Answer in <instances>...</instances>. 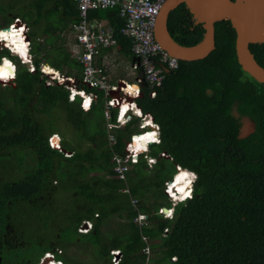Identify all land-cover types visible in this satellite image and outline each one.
<instances>
[{"label":"trees","instance_id":"trees-1","mask_svg":"<svg viewBox=\"0 0 264 264\" xmlns=\"http://www.w3.org/2000/svg\"><path fill=\"white\" fill-rule=\"evenodd\" d=\"M34 5L36 23L57 13L61 16L56 19L59 23L52 22L54 27L79 19L76 0H36ZM119 13V8L98 9L90 17L109 20L116 28L120 50L133 56L131 39L121 33L125 20ZM227 21L215 24L216 48L203 59L180 60L177 69L167 72L156 97H150L143 85L137 101L160 125L161 142L150 146L149 155L157 162L150 167L141 156L126 180L115 177L114 155L123 153L131 135L138 133L132 129L138 120L112 129L116 143L110 146L103 141L109 136L101 119L103 92L84 111L80 98L70 101L64 86L45 84L42 63L58 70L67 66L80 77L82 66L75 57L61 49L40 56L47 43L36 41L33 32L29 37L36 72L8 49L0 51V58L9 56L17 66L15 85L0 84V159L8 160L0 182V236L13 218L23 220L20 213L28 214L25 206L46 207L37 204L39 197L74 191V209L67 215L60 246L88 242L102 264H114L111 249L116 248L123 252L118 264H264V83L242 69L236 54L237 32ZM167 28L174 41L185 47L200 44L206 33L184 3L170 13ZM260 29L255 39L264 40ZM250 49L264 66V42L251 43ZM36 102L44 105L43 111H38ZM52 110L53 116L63 113L71 123V156L48 145V137L59 131ZM245 119L253 126L247 135H243ZM54 140H59L55 134L50 142ZM98 141L105 143L92 147ZM177 164L195 172L197 179L193 196L176 203L174 217L165 218L159 208L172 207L165 183L173 179ZM22 169L25 175L16 178L14 174ZM133 196L149 218L143 228L133 222L138 214ZM113 215L127 222L103 241L101 227ZM85 220L92 221L93 227L80 232ZM29 239L31 244L21 250L25 255L9 264H37L54 249ZM147 247L158 249L150 260L144 252ZM57 256L64 264H78L72 256Z\"/></svg>","mask_w":264,"mask_h":264},{"label":"built area","instance_id":"built-area-1","mask_svg":"<svg viewBox=\"0 0 264 264\" xmlns=\"http://www.w3.org/2000/svg\"><path fill=\"white\" fill-rule=\"evenodd\" d=\"M76 1L79 8V19L73 25L74 42L71 47V55L81 63V76L62 74V77H60V74H58V77L55 78L44 71V63L41 64L40 71L43 76L46 74L51 78V81L47 85L55 82V85L66 87L69 90L70 101H75L79 97L84 111H89L92 105L100 100V93H104L105 106L103 111L107 123L106 127L109 130L108 144L110 146L116 143V138L111 132L112 129L124 127L130 122L140 119L138 129L141 131L131 135L123 153H116L114 155L115 164L113 170L115 171V177L125 179L130 166L133 163H137L141 156L147 160L150 167L157 162V158L150 156L149 151L152 144L161 142L160 125L155 121L154 116L150 112L143 111L137 101L142 95L143 85H146L150 97H156L158 88L163 85L166 79L167 72L171 69H177L180 65V59L164 49L155 34L159 16L167 0ZM107 8H119V14L125 20L121 33L131 39L133 56L125 54L122 62H127L132 70L134 75L132 81L121 78L117 82L112 83L109 79V62L99 64L96 61V57L102 53L104 48H116L120 46L119 40L116 37V28L109 20L90 17L91 11ZM8 26L9 28H13L14 26L17 31L23 29L22 33L24 34V39H27V54L30 60L24 61L20 55L18 57L22 63L26 64L29 62L30 66H27L28 69L31 72H36L37 67L33 63L31 53L32 44L29 37V25L20 17H16ZM2 50L3 46L0 44V51ZM11 63L15 66L14 76H11L7 81L0 79L2 86L15 85L17 66L14 62ZM57 72L59 73L60 71L57 70ZM122 82L125 85L127 84V86H123ZM128 86L132 87V94L128 92ZM87 100H90V104L85 107ZM124 102H129L131 107L123 113L122 105ZM150 132L156 133V139L148 142L145 149H137L135 152L133 149L136 147V138ZM54 134H57V132L48 137V145L62 150L50 142ZM65 153L66 156H71L73 152L67 150ZM160 155L165 157L170 156L166 152H161ZM176 167L180 168V165L177 164ZM190 173L194 174L192 171ZM172 183V181L166 182L165 192L167 194H171L170 185ZM132 204L138 209L134 223L139 228L147 226L149 218L147 213L139 209L138 199L132 200ZM175 204L176 201L173 202L172 207H160L159 213L165 218H173ZM92 227V221L85 220L79 227V230L80 232H88ZM165 231L168 232L169 229L166 228ZM144 240L148 241V237L144 236ZM144 252L150 255L151 248L147 247ZM60 253L63 252L61 250L46 251L37 264H64V260L57 256ZM111 254L112 262L118 264L123 256L122 250L120 248L111 249ZM172 259L175 260L176 257Z\"/></svg>","mask_w":264,"mask_h":264},{"label":"rangeland","instance_id":"rangeland-1","mask_svg":"<svg viewBox=\"0 0 264 264\" xmlns=\"http://www.w3.org/2000/svg\"><path fill=\"white\" fill-rule=\"evenodd\" d=\"M34 1L35 0H0V22H3L1 23L0 27L8 26L9 22L13 20V18L10 16L11 13H17L21 17L28 16V18L33 20L36 19V17H38V13L36 11ZM27 11L31 12L35 16L27 13ZM58 18V16H55V19ZM54 23L59 22L55 20ZM33 25V29L35 31L38 32V30L41 29L40 25ZM124 69L125 66L118 69V71L121 72V74H126ZM68 70L69 68L65 66L64 69H61L60 71L65 74H72V71ZM49 81H51V78L45 74V84H47ZM129 81H131V79H129ZM51 85H55V82ZM65 89L67 88L65 87ZM35 105L38 111L41 112L44 110V105L42 103L36 102ZM52 113L53 114L51 116V119L53 120L55 118L54 125L59 130L57 131V134H55V137L57 135V138L61 140L62 144L65 146V148H67L65 150H73L74 140L71 136V123L65 118V115L63 113H61V116L59 118L53 116L54 110H52ZM55 113L58 115L57 109ZM101 119L104 120L105 117L102 118L101 116ZM244 121V129L247 132L248 129L251 128L252 124L250 123V121H248V119H245ZM139 124L140 119L138 120V123L136 122L134 123V125H132V129H136L134 132L141 131L140 129H138ZM103 141L107 143L109 139ZM103 141H98L96 144L92 145V147H94L95 145H102L103 143H105ZM57 146L64 149L60 142L57 144ZM28 151L32 155V150L28 149ZM17 158L18 157H16V159ZM7 161V158L0 159V182L4 181V178L6 176L5 166L7 164ZM131 167L132 165L130 166V168ZM23 169L20 171V173L14 174L15 176H17L16 178H19L20 176L23 177L25 175V170ZM126 179L127 174L125 179L123 180ZM73 198L74 191H71L69 194L65 192L57 194L54 191L49 192L48 194L41 196L35 200L39 205H47L44 208L39 207L41 210H39V208L34 209V207L32 208L30 206H25L28 207V214L27 212L20 213L21 216H24L23 220L13 218V222L11 221L7 226V232L4 234V236H0V264H2L4 260H6L5 264H9L10 260L13 262H15L14 259L20 260L21 256L25 255V252H22L21 250L27 248L31 244L29 238H31L32 241L39 240L38 242L41 241L43 244L53 245V250H61L65 255H68L69 257L72 256L75 262H77L78 264H102V260L97 258L94 247L88 242L68 245L65 248L60 246V243L63 242L61 236L63 234L62 229L69 223L67 215L70 214L74 209L72 200ZM134 199H137V197L133 196L132 200ZM126 222L127 221L125 218H118V216L115 215L107 219L101 227V237L103 241L107 240L106 238L110 232L114 231L115 229L120 230L121 226ZM12 251L15 252L12 254ZM155 252H158V249L151 250L148 260L155 256Z\"/></svg>","mask_w":264,"mask_h":264},{"label":"water","instance_id":"water-1","mask_svg":"<svg viewBox=\"0 0 264 264\" xmlns=\"http://www.w3.org/2000/svg\"><path fill=\"white\" fill-rule=\"evenodd\" d=\"M257 3V15L251 17L246 7V0H214L211 6L201 5L197 0H167L158 20L156 27V38L164 49L169 51L173 56L180 60L193 61L207 57L216 48V32L215 24L219 21L228 22L232 19L230 24L237 32L236 39V54L238 62L242 69L249 73L254 79L260 83H264V66H262L254 57L250 49L251 43L264 42V40L255 39L256 31L260 27L264 29V0H253ZM182 3L186 4L187 8L197 22L203 23L206 28L204 40L192 47L181 46L170 36L167 28L168 17L170 13L176 9ZM161 27L164 29L169 42L172 45H168L161 37ZM241 27L243 32L241 33ZM205 43V50L198 51L197 53L187 54L184 50L196 48L199 45ZM184 49V50H183ZM16 56L17 53H12ZM29 67L30 63H26ZM253 129L251 126L248 131L243 135H247ZM169 157L170 156H166ZM168 210L167 208H165Z\"/></svg>","mask_w":264,"mask_h":264},{"label":"crops","instance_id":"crops-1","mask_svg":"<svg viewBox=\"0 0 264 264\" xmlns=\"http://www.w3.org/2000/svg\"><path fill=\"white\" fill-rule=\"evenodd\" d=\"M35 2H36V0L34 1V3ZM36 11H37V8H36ZM27 13L31 14L32 16H35L31 12L27 11ZM10 16L13 18V20L16 17H20L30 27L29 36L32 32L36 33V37H35L36 41H38L42 44L44 43V45H46L45 43H47V45H46L47 48L45 50L40 51V56H43L44 53H46L47 51L55 50V52H53V53H57L58 49H61V51L65 54L71 55V47H72V43L74 42L73 25L76 23V20L75 21H73V20L72 21L71 20L66 21L65 20V23L62 24L60 27L59 26L54 27L52 25V22H54L56 20L55 16H58L60 18V16H61L60 13H57L56 15L54 14V16L50 17V19L47 18L46 16H44L39 23L35 22L36 19H34V20L30 19V18H28V16L21 17L17 13H11ZM59 18L57 19L58 21H59ZM12 21H10L9 24ZM1 23H3V22L1 21L0 25H1ZM34 23H35V25L38 24L41 27V29H39L38 32L33 29ZM7 27H9V26L0 27V29L7 28ZM124 56H125V53H123L120 50V46H119L116 48H104L102 50V53L96 57V61L99 64L102 62L103 63L109 62V65H110L109 79L112 83L117 82L118 79H121V78H124L127 80L131 79V81L133 80L134 75H133L132 70L130 69L129 65L127 64V62H122V59ZM45 65H48V64H45ZM48 66H50L55 71L58 70L55 67H52L51 65H48ZM124 66H125L124 71L126 72V74H121V72H119L118 69H120L121 67H124ZM58 71H60V70H58ZM68 71H71V70H68ZM59 73H60L61 77H62V74H65L61 71ZM72 73H74V72H72ZM68 75H73V74H68Z\"/></svg>","mask_w":264,"mask_h":264},{"label":"bare ground","instance_id":"bare-ground-1","mask_svg":"<svg viewBox=\"0 0 264 264\" xmlns=\"http://www.w3.org/2000/svg\"><path fill=\"white\" fill-rule=\"evenodd\" d=\"M201 5H204V6H211L214 2V0H197ZM247 3H246V7H247V11L249 12V14L251 15V17H256L257 15V3H255V1L253 0H246ZM231 21L233 22V20L231 19ZM241 30H242V27H241ZM16 32L19 33V36L18 37H13L12 39L10 40H4V39H0V44L3 46V47H10L12 49V51L14 53H17L18 56L20 55L21 58L24 60V61H29V56L27 54V39L25 38L24 39V34L17 29H15ZM161 37L162 39H164V42L167 43L168 45H172L169 40H168V37L166 36L165 34V31L164 29L161 27ZM0 32H4V33H7L9 35L12 34L13 32V28H2V31ZM243 32V30L241 31V33ZM13 40H15L16 42L13 43ZM15 49V51H14ZM205 43L199 45L198 47L196 48H192V49H187V50H184L185 53L187 54H193V53H197L198 51H203L205 50ZM19 56V57H20ZM5 60L9 61L10 64H11V68H9V72H12L13 69H14V73H15V66L12 62V60L5 56L1 59V62H0V67H3L4 66V62ZM44 69H49V71H45L46 73L48 74H51L53 77H58L57 75L60 74L58 73L57 71H55L54 69H52L50 66L48 65H45V68ZM11 77V76H10ZM10 77L8 79H10ZM61 77V75H60ZM1 80H5L3 78H0ZM7 79V80H8ZM5 80V81H7ZM123 86H127V84L125 85V83H121ZM132 87L131 86H128V92H130L131 94L133 93L132 92ZM90 104V100H87V105ZM131 104L129 102H124L123 105H122V110H123V113L129 109L131 106ZM135 107V106H134ZM124 119V118H123ZM148 119V118H147ZM148 123H150V121H148ZM156 133L155 132H150L148 134H144L142 136H139L136 138V143H135V148L133 149L135 152L137 149H145V147L147 146V143L150 142V141H153L156 139ZM146 136H150L151 139H141V137H146ZM61 143L60 140H54L52 141L51 143L55 146H57L58 143ZM61 145L63 146L64 149H67L65 148V146L61 143ZM57 148H60L57 146ZM62 149V148H60ZM63 151V150H62ZM187 173V175L185 176L184 174ZM184 176V179L183 180H179L178 182V178L180 176ZM175 178H173L171 181L173 182L171 185H170V192L172 195H175L176 197L178 198H184V197H187L189 195V193L191 192L192 190V183H189V181H192L191 178H192V174L190 173V170L189 169H184L182 167L179 168L178 172L175 173L174 175ZM183 188V192L180 191V189ZM46 264V263H45Z\"/></svg>","mask_w":264,"mask_h":264},{"label":"clouds","instance_id":"clouds-1","mask_svg":"<svg viewBox=\"0 0 264 264\" xmlns=\"http://www.w3.org/2000/svg\"><path fill=\"white\" fill-rule=\"evenodd\" d=\"M21 32L23 31V29H21L20 30ZM19 36V33L18 32H16L15 31V28H14V26H13V32H12V34L11 35H9V34H7V33H4V32H0V39H4V40H10V39H12L13 37H18ZM16 41L15 40H13V43H15ZM3 49H8L9 50V52H10V54L12 55V53H13V51H12V49L10 48V47H3ZM14 51H15V49H14ZM14 56V55H13ZM17 57H18V54L16 55ZM3 57H5V56H3ZM7 57H9V56H7ZM10 58V57H9ZM19 58V57H18ZM2 59V57L0 58V60ZM11 59V58H10ZM20 59V58H19ZM12 60V59H11ZM12 62H14L13 60H12ZM15 63V62H14ZM12 66H11V64H10V62L9 61H7V60H5V62H4V66L3 67H0V78H3V79H5V80H7L10 76H14V69H13V71L12 72H9V68H11ZM145 139L147 140V139H151V137L150 136H146L145 137ZM63 150V151H62ZM62 150H60L61 152H63V153H65V151H67V150H65V149H62ZM70 151H72V150H70ZM73 152V151H72ZM65 155H66V153H65ZM181 167V166H180ZM177 168V172H178V167H176ZM193 172V171H192ZM194 174H192V178H191V183H192V190H191V192H190V194L187 196V197H184V198H178V197H176L175 195H172V194H167V196H168V198H169V200H171V202L172 201H176V203H179V202H182V201H185V200H187V199H189V198H191L192 196H193V187H194V183H195V181H196V179H197V175H196V173L195 172H193ZM175 175V174H174ZM174 175H173V178H175L174 177ZM184 179V176L182 175V176H180L179 178H178V182H179V180H183ZM172 204H173V202H172ZM175 206V205H174Z\"/></svg>","mask_w":264,"mask_h":264},{"label":"snow or ice","instance_id":"snow-or-ice-1","mask_svg":"<svg viewBox=\"0 0 264 264\" xmlns=\"http://www.w3.org/2000/svg\"><path fill=\"white\" fill-rule=\"evenodd\" d=\"M44 71H49V69H44ZM85 107H87V102L85 103ZM141 139H145V137H141ZM184 175L186 176L187 173H185ZM189 183H191V181H189ZM180 191L183 192V188H181Z\"/></svg>","mask_w":264,"mask_h":264},{"label":"flooded vegetation","instance_id":"flooded-vegetation-1","mask_svg":"<svg viewBox=\"0 0 264 264\" xmlns=\"http://www.w3.org/2000/svg\"><path fill=\"white\" fill-rule=\"evenodd\" d=\"M230 20V24H232V21H231V19H229ZM261 31V29H260V27L257 29V31H256V33L257 32H260ZM258 40V39H257Z\"/></svg>","mask_w":264,"mask_h":264}]
</instances>
